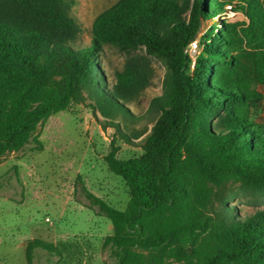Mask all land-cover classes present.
<instances>
[{
    "label": "trees",
    "instance_id": "1",
    "mask_svg": "<svg viewBox=\"0 0 264 264\" xmlns=\"http://www.w3.org/2000/svg\"><path fill=\"white\" fill-rule=\"evenodd\" d=\"M234 2L193 0L186 9L175 0H120L97 17L82 47L74 0H0V162L31 144L43 151L37 128L87 99L126 143L140 139L117 119L129 117L124 106L150 85L148 76L129 62L109 86L104 45L143 50L166 66L142 155L119 159L113 138L105 157L129 189L126 209L78 179L113 226L104 248L116 264H264V212L242 216L230 205L235 183L264 193V124L244 113L264 99V0ZM227 5L246 26L213 22L204 30ZM196 40L202 51L193 60L188 48ZM39 250L61 255L54 243L32 239L28 264Z\"/></svg>",
    "mask_w": 264,
    "mask_h": 264
},
{
    "label": "rangeland",
    "instance_id": "2",
    "mask_svg": "<svg viewBox=\"0 0 264 264\" xmlns=\"http://www.w3.org/2000/svg\"><path fill=\"white\" fill-rule=\"evenodd\" d=\"M120 0H74L71 15L81 26L77 46L90 44L94 22L104 11ZM188 9L193 0H175ZM239 0H235L237 4ZM215 7V5L213 6ZM227 5L216 11L212 22L245 27L247 19ZM184 18L188 19L189 12ZM216 33L219 27L216 28ZM193 56L201 53L199 46ZM102 69L108 85L115 83L116 72H123L132 62L148 76L150 85L126 106L129 117L117 119L125 134H137L140 139L126 143L115 129L87 99L83 105H73L68 111L52 116L39 126L36 135L44 145L43 151L32 150L33 144L19 152L8 154L0 162V264H28L26 247L32 239L54 243L61 255H50L39 250L34 264H116L104 248L105 238L113 233L111 222L97 214L85 197L79 177L85 187L109 205L125 210L130 192L125 182L109 171L105 157L113 138L120 147L122 160L142 155L140 142L152 130L156 115L150 106L164 93L167 73L164 63L143 50L131 54L122 52L113 44L104 45ZM239 49V48H238ZM234 55L239 54V50ZM194 57V60H195ZM264 98V85L258 87ZM244 113L256 123L264 124V99ZM231 207L242 216L264 212V193L244 189L235 183L231 187Z\"/></svg>",
    "mask_w": 264,
    "mask_h": 264
},
{
    "label": "built area",
    "instance_id": "3",
    "mask_svg": "<svg viewBox=\"0 0 264 264\" xmlns=\"http://www.w3.org/2000/svg\"><path fill=\"white\" fill-rule=\"evenodd\" d=\"M198 49V44H197V41H194L190 44L189 48H188V52L190 54V56L192 57V59L194 60V57L193 54L196 53Z\"/></svg>",
    "mask_w": 264,
    "mask_h": 264
}]
</instances>
